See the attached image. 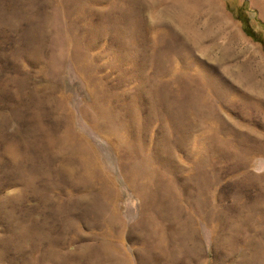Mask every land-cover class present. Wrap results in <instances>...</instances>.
Here are the masks:
<instances>
[{
    "label": "rangeland",
    "instance_id": "rangeland-1",
    "mask_svg": "<svg viewBox=\"0 0 264 264\" xmlns=\"http://www.w3.org/2000/svg\"><path fill=\"white\" fill-rule=\"evenodd\" d=\"M0 264H264V0H0Z\"/></svg>",
    "mask_w": 264,
    "mask_h": 264
}]
</instances>
